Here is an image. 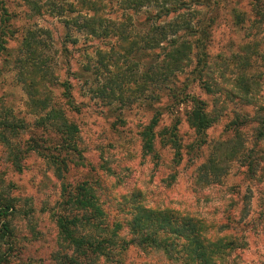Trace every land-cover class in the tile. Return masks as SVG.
I'll return each instance as SVG.
<instances>
[{
  "label": "rangeland",
  "instance_id": "374dc122",
  "mask_svg": "<svg viewBox=\"0 0 264 264\" xmlns=\"http://www.w3.org/2000/svg\"><path fill=\"white\" fill-rule=\"evenodd\" d=\"M0 1L6 10L4 15L0 11V106L9 110L10 117L27 125L24 131L7 134L13 143V153L18 155L20 169L12 164V157L5 151L7 147L0 137V206H11L6 216L9 233L4 243H0L2 250L9 245L11 249L8 261L3 264H56L55 254L62 249L55 221L56 215L64 212L59 205L61 183L73 184L81 179L92 182L98 179L102 185L109 186L108 191L117 193L137 189L150 206L179 211L206 224L222 222V210L229 207L234 197L237 202L231 214L237 221L230 231L246 243L231 253L229 264H264V228L259 220L264 207V182H254L249 188L243 173L245 168L238 156H232L227 163L229 172L222 182L198 187L194 184L195 169L204 162L215 142L230 138L242 141L243 147L250 149L253 141H259L264 149L263 140L256 139L258 130L264 129L261 126L264 0H183L185 3L172 12L156 5H145L134 11L124 8L120 0H101L107 19L122 21L138 46L144 45L142 36L151 33L154 25L165 23L177 14L181 20L191 21V37L183 34L176 39L180 32L169 34L159 46L136 49V53H128V44L112 45L113 37L86 36L74 26H67L64 20L73 14L57 15L47 5L52 0H38L43 5L42 12L29 19L24 17L22 0ZM54 1L62 4L72 0ZM30 24L47 30L41 37L48 45L45 55L53 101L77 127L73 136L76 150L69 152L65 159L70 157L83 165L72 166L63 172L62 178L43 152L26 149L24 144L30 135L34 141H45L51 147L61 141L59 133H47L49 128L37 125L45 112L30 107L24 85L17 77V49ZM173 39L192 41L194 46L189 57L181 70L165 82L147 84L143 91L140 86L143 73L149 65L158 63ZM97 47L106 52L109 47L118 53L127 51L125 54L140 72L136 76L138 83L132 85L139 97L134 102L121 104L115 96L90 93V82L85 81L92 78L93 69L87 65L95 59L99 61V55L94 54ZM197 68H200L198 76ZM64 80L71 83L69 104L62 95ZM177 88L202 98L207 111L213 115V124L205 132V143L199 142L189 123L186 101L173 107V113L167 106ZM127 92L128 89H123L121 93ZM155 111L160 117L155 127V145L160 154L157 163L142 151L140 136ZM234 119L240 123L236 127L231 125ZM172 125L182 147L179 163L173 161V149L165 142L170 141L166 135ZM62 156L60 149L58 158ZM169 173L176 174L171 183H168ZM233 184H239L238 196H231ZM116 212L113 209L112 214ZM67 253L71 254L70 248ZM122 258L125 264H167L163 255L155 251L143 253L133 246L124 251ZM92 264L113 262L100 255Z\"/></svg>",
  "mask_w": 264,
  "mask_h": 264
},
{
  "label": "trees",
  "instance_id": "16d2710c",
  "mask_svg": "<svg viewBox=\"0 0 264 264\" xmlns=\"http://www.w3.org/2000/svg\"><path fill=\"white\" fill-rule=\"evenodd\" d=\"M22 1L25 18L29 19L33 14H41L43 5L38 0ZM120 2L125 5L124 8L134 11L145 5H156L166 12L176 11V8L185 3L183 0H120ZM56 3L52 0L47 5L57 15L62 16L65 12L73 14L65 18L67 26H74L77 31L86 36L113 37L112 45L128 44V53L132 51L136 53L141 48L149 49L159 46L161 42L167 40L169 34L176 32H180L176 35V39L183 34L190 37L192 35L191 21L181 20L178 18L180 15L177 14L165 23L154 25L151 33L147 32L145 36H142L144 45L138 46L122 21L107 19L101 0H72L62 4ZM0 11L3 15L6 13L1 1ZM45 32H47L46 29L36 24H30L25 29L15 58L18 63L17 77L24 85L30 107L45 112L37 120V125L49 128L47 133H59L61 141L51 147L45 141L40 143L34 141V137L30 135L29 140H32L25 141L24 144L26 149L43 152L42 154L55 166L57 175L61 174L62 178L63 172L66 173L72 166L78 167L83 164L70 157L65 159L69 152L76 150L73 136L77 132V127L66 118L64 111L53 101L45 55L48 45L42 38ZM174 40L171 41V47L164 49L158 63H155V66L149 65L143 73V81L142 84L140 83L143 91L147 88V84L156 81L165 82L171 74L181 70L184 60L189 57L190 49L194 46L192 41L182 39L176 42ZM127 51L118 53L112 47H109L107 52L99 51L98 47L94 50V54L99 55V61L95 59L87 65L93 69V75L89 81H85V83L90 82V93L96 96H115L121 104L132 103L139 98L133 92L132 85L138 83L136 76L140 72L134 67L132 59L125 54ZM106 54L108 58L104 59L107 57ZM195 72L198 76L200 68H197ZM102 75L105 77L109 75V77L101 83V80L105 78ZM61 86H63L62 95L68 99L66 104H69L72 99L71 83L64 80ZM123 89H128V92L122 94ZM176 90L167 106L171 107L173 113V107L186 101L189 104L187 111L189 123L199 142L205 143V132L213 124V115L207 111L202 98L183 88ZM0 108V137L7 147L5 151L12 157V164L20 169L18 155L13 153V143L7 134L12 131L13 134H17V130L24 131L27 125L21 120L10 117L9 110L3 105ZM155 112L141 129L140 136L142 151L151 155L157 163L160 160V154L155 145V127L160 117ZM232 124L236 127L240 123L234 119ZM261 126H264V118L261 120ZM176 136L175 125H172L166 135V139L170 141L165 142L169 143L173 149V161L179 163L182 147ZM256 139H262L261 142H264L263 128L258 130ZM252 146L250 149L244 148L242 141H232L230 138L215 142L211 145V150L204 162L195 169L194 184L198 187L222 182L229 172L230 166L227 163L232 156H238L241 165L245 168L243 173L249 182V188L254 182L258 184L264 182V149L259 146V141H253ZM60 149L63 150V156L58 158ZM175 176L176 174L169 173L168 183H171ZM97 180L92 182L81 179L73 184L61 183L59 205L64 212L57 214L55 221L60 239L59 246H62V249H58L55 254L56 264H92L100 255L112 261L113 264H125L122 254L131 246L138 247L143 253L155 251L165 257L167 264H229L231 253L246 243L239 241L230 231L237 221L231 214L237 202L234 197L229 207L222 210V222L206 224L201 219L179 211L150 206L137 189L130 193L108 191L109 186L102 185ZM239 192V184H233L231 196H238ZM118 195L120 200L116 201ZM10 208L9 204L0 206L1 244L9 233L6 216ZM113 209L117 211L115 215L112 214ZM259 220L264 228V207H261ZM69 248L71 254L67 253ZM10 249V245L4 250L0 247V264L8 261Z\"/></svg>",
  "mask_w": 264,
  "mask_h": 264
}]
</instances>
